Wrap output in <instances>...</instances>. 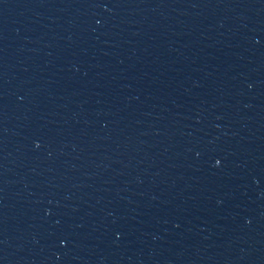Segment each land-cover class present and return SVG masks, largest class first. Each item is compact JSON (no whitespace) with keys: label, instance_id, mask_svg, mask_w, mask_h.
Wrapping results in <instances>:
<instances>
[{"label":"water","instance_id":"water-1","mask_svg":"<svg viewBox=\"0 0 264 264\" xmlns=\"http://www.w3.org/2000/svg\"><path fill=\"white\" fill-rule=\"evenodd\" d=\"M0 264H264V0H0Z\"/></svg>","mask_w":264,"mask_h":264}]
</instances>
